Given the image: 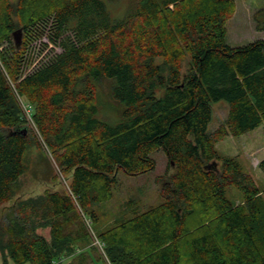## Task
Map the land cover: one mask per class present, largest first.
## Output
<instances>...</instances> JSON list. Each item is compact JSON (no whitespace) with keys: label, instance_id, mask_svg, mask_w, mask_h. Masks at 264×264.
I'll list each match as a JSON object with an SVG mask.
<instances>
[{"label":"trees","instance_id":"trees-1","mask_svg":"<svg viewBox=\"0 0 264 264\" xmlns=\"http://www.w3.org/2000/svg\"><path fill=\"white\" fill-rule=\"evenodd\" d=\"M234 9V0H134L113 17L104 0H0V44L7 42L0 51V202L39 139L70 172V194L19 200L3 215L0 253L7 258L0 264H264V187L215 148L227 135L264 127V39L229 45ZM255 19L263 29L264 6ZM47 21L60 51L26 71L23 32ZM14 27L22 28L19 47ZM156 57L168 63L166 73ZM102 84L110 102L103 106L117 119L99 110ZM16 96L32 106L37 132ZM219 101L226 116L209 131ZM158 150L172 169L162 202L100 228L96 209L112 199L117 172L152 171ZM212 161L216 168H205ZM258 168L264 175V157ZM230 186L240 203L227 197ZM85 220L103 256H93ZM39 226L50 228L49 240Z\"/></svg>","mask_w":264,"mask_h":264},{"label":"rangeland","instance_id":"rangeland-1","mask_svg":"<svg viewBox=\"0 0 264 264\" xmlns=\"http://www.w3.org/2000/svg\"><path fill=\"white\" fill-rule=\"evenodd\" d=\"M15 3L16 0H9ZM107 4L110 15L121 17L126 14L133 6L134 0H104ZM235 9L232 16L226 22V42L231 46L243 45L255 39H264V28L258 29L255 19V13L264 6V0H234ZM47 21L41 26L30 31L26 36V52L24 56V67L30 71L46 61L51 55L60 51V48L54 41H51L53 28ZM19 27H14L10 32L12 42V32ZM22 37V38H23ZM7 42L2 40L0 51H4ZM188 54L179 62V69L183 73L186 70ZM154 62L161 65L164 73L168 70V63L161 57H156ZM98 91V97L101 99L99 110L105 116L111 119L118 118V113L114 108L106 107L105 103H110L105 96V84H102ZM24 115L27 119L26 125L32 131H36L29 113L33 112L32 106L27 104L24 99L16 96ZM112 104V103H111ZM114 107V105L112 104ZM227 112V104L219 101L212 105V118L208 124V130L213 131L224 120ZM40 144L30 145L23 155V173L19 179L11 186L9 197L0 202V219L4 214L11 210V207L19 200L30 197H37L47 192L58 191L70 194V172L61 171L52 155L50 149L39 139ZM215 148L220 155L235 157L240 163L243 171L251 175L254 182L260 188L264 187V175L258 168V162L264 157V127L260 125L255 130L248 133L231 136L227 135L222 140L215 143ZM156 166L152 171L140 175H127L123 171L117 172L118 185L113 190L112 199L102 205L97 206V213L100 218L99 227L104 228L114 220L128 217L132 209L142 211L149 206H154L162 202L160 189L166 181L167 176L172 169L167 168V159L164 154L158 150L152 154ZM220 163L218 162V166ZM227 197L234 203L241 202V194L233 186L226 188ZM130 203V206L128 204ZM85 220V225L91 235V244L97 250L91 249L96 258L99 254L103 256V251L95 237L94 231ZM36 232L44 236L47 240L50 237L49 227H37ZM7 256L0 253V262ZM64 263L76 264L75 259L66 258ZM6 264H14L7 259ZM28 264V263H24ZM94 264H103L96 260Z\"/></svg>","mask_w":264,"mask_h":264},{"label":"water","instance_id":"water-1","mask_svg":"<svg viewBox=\"0 0 264 264\" xmlns=\"http://www.w3.org/2000/svg\"><path fill=\"white\" fill-rule=\"evenodd\" d=\"M14 44L16 47H19L22 41V28H18L12 32ZM22 132H25V129L22 130ZM217 166L216 161H212L211 163L205 165V168L207 169H215Z\"/></svg>","mask_w":264,"mask_h":264}]
</instances>
